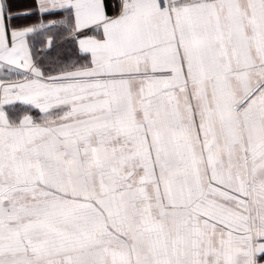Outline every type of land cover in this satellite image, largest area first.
<instances>
[{
    "label": "snow or ice",
    "instance_id": "1",
    "mask_svg": "<svg viewBox=\"0 0 264 264\" xmlns=\"http://www.w3.org/2000/svg\"><path fill=\"white\" fill-rule=\"evenodd\" d=\"M0 264H264V0H0Z\"/></svg>",
    "mask_w": 264,
    "mask_h": 264
},
{
    "label": "crops",
    "instance_id": "2",
    "mask_svg": "<svg viewBox=\"0 0 264 264\" xmlns=\"http://www.w3.org/2000/svg\"><path fill=\"white\" fill-rule=\"evenodd\" d=\"M27 2H28V0H14V3H15L18 10H22ZM48 35H52V34L51 33H45L44 35L37 37V41H38L37 47L38 48H40V49L44 48L43 41L46 39V37ZM57 55H58V50L56 49L55 44H54L53 50L51 52H47V51L37 52L36 49H34V56L38 60H44L45 63L51 62Z\"/></svg>",
    "mask_w": 264,
    "mask_h": 264
}]
</instances>
